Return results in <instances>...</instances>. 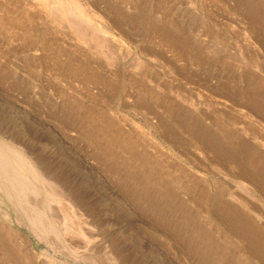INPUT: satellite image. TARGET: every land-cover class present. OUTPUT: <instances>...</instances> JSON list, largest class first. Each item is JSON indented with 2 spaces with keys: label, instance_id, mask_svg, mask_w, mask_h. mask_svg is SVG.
I'll use <instances>...</instances> for the list:
<instances>
[{
  "label": "rangeland",
  "instance_id": "rangeland-1",
  "mask_svg": "<svg viewBox=\"0 0 264 264\" xmlns=\"http://www.w3.org/2000/svg\"><path fill=\"white\" fill-rule=\"evenodd\" d=\"M76 1L0 0V264H264V0Z\"/></svg>",
  "mask_w": 264,
  "mask_h": 264
},
{
  "label": "bare ground",
  "instance_id": "bare-ground-1",
  "mask_svg": "<svg viewBox=\"0 0 264 264\" xmlns=\"http://www.w3.org/2000/svg\"><path fill=\"white\" fill-rule=\"evenodd\" d=\"M62 1V0H61ZM64 2H67V3H69L70 4V8L74 11H78L79 12V14H80V16H81V18H82V20L84 21V23L85 24H87L88 26H90V28L92 27L93 28V22H92V20L90 19V17H87V15L85 14V12H84V10L82 9V8H80V6H79V4H78V2L76 1V0H64ZM69 7H67L68 9H69ZM61 9V8H60ZM59 9V10H60ZM70 10V9H69ZM63 11V10H62ZM64 12V11H63ZM76 25H74L73 27H75ZM89 28V27H88ZM75 29H76V27H75ZM83 30V29H82ZM82 30H80L79 28H77L76 29V32H78V34H79V36H84L85 34V31H82ZM99 33H101L102 34V36H103V39H104V41H107V42H110L111 43V37H108L107 36V31H105V30H100L99 31ZM97 39V41H100V42H102L103 43V41L101 40V39H99L98 37L96 38ZM112 41H114V40H112ZM99 42V43H100ZM113 43V42H112ZM1 98H0V102H1ZM4 103H6V102H4ZM39 120L40 121H42V119H40V118H36V121H38L39 122ZM46 126H49V123H46L45 124ZM19 127V126H18ZM57 134V133H56ZM67 142V143H66ZM65 143H64V149L66 150V152L70 155V157H71V160H74V161H76V162H78V163H80L81 164V167L83 168V169H85V170H87V172L88 173H91L95 178H98V174H95L94 173V171L92 170V168H91V166H89V164H88V161L87 160H85V159H83V158H81L79 155H78V153L76 152V150L73 148V147H71L70 146V143L68 142V141H66ZM69 143V144H68ZM2 152V151H1ZM1 152H0V154H1ZM0 159H1V161H6V159H5V156H2V157H0ZM17 160H18V164L19 165H21V166H23V167H27V169L29 170V171H31L32 173H33V175H35V174H37V175H39L38 174V172H37V170L34 168V164L32 165V163H31V161H29L24 155H22V154H18L17 155ZM69 167H71V166H69ZM71 168H75V167H71ZM76 170V172L77 173H79V174H81V171H79L78 169H75ZM39 176H41V175H39ZM35 177H36V175H35ZM42 177V176H41ZM66 180V179H65ZM64 181V180H63ZM102 181H104V182H107V180L104 178ZM49 183V185H52V186H54V184L52 183V182H48ZM55 187V186H54ZM53 187V188H54ZM57 187V186H56ZM117 200V202L119 203V205H120V207H122L123 209L125 208L127 211H129V212H132L133 211V209H132V207L127 203V201H125V200H123L122 198H117L116 199ZM81 232V235H83L84 237H89V236H86V234L83 232V231H80ZM140 243L141 244H144V242L142 241V239H140ZM157 251L160 253V255L163 257V259H165V260H167V261H170V258H169V256H168V254L167 253H165V252H162L161 250H159V249H157Z\"/></svg>",
  "mask_w": 264,
  "mask_h": 264
}]
</instances>
